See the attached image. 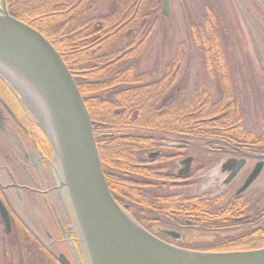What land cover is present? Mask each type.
Segmentation results:
<instances>
[{
    "label": "trees",
    "instance_id": "obj_1",
    "mask_svg": "<svg viewBox=\"0 0 264 264\" xmlns=\"http://www.w3.org/2000/svg\"><path fill=\"white\" fill-rule=\"evenodd\" d=\"M108 1L5 0V4L11 17L38 31L53 46L72 75L89 114L104 180L119 206L131 211L136 222L153 223L160 211L167 217L181 214L204 225V203L199 198L173 196L163 199L159 208L157 201L149 200L140 190L143 181L154 178L136 167L141 154L154 148L155 141H187L194 148H203L208 142L223 140L231 147L264 149V125L259 136L243 126L242 107L218 36L220 18L210 12L205 22L191 25L192 45L219 96L200 88L173 98L172 89L184 62V45L162 73L139 70L161 0H117L106 16H94ZM12 217L10 235L15 238L21 264H59ZM238 238L232 240L234 247L252 249L256 246L252 242H264L261 235ZM221 241L213 243L220 246ZM208 251L216 250L210 247Z\"/></svg>",
    "mask_w": 264,
    "mask_h": 264
},
{
    "label": "rangeland",
    "instance_id": "obj_2",
    "mask_svg": "<svg viewBox=\"0 0 264 264\" xmlns=\"http://www.w3.org/2000/svg\"><path fill=\"white\" fill-rule=\"evenodd\" d=\"M116 1L110 0L100 5L93 15L106 16ZM161 4L162 0L153 23L149 46L139 67L140 72L162 73L166 64L179 55V49L184 45V62L172 89V97L192 94L204 88L218 97L216 87L203 71L200 54L191 41V25L205 22L207 14L215 12L221 23L218 36L227 55L236 95L242 107L243 126L245 130L261 135L264 125V0H169L168 16L158 17ZM0 125V193L9 214L54 257L63 254L77 262L75 241L81 245L80 237L64 189L52 173L53 167L57 169L58 166L55 153L21 97L1 76ZM42 138L48 141L51 150ZM111 179L114 180L113 177ZM153 181L149 180L150 184L146 186H152V189L143 192L149 200L165 193L153 189ZM141 184L143 187L145 182ZM201 188H190L184 190L183 194L197 196L202 194ZM261 193H264V175L247 191L248 196ZM128 214L131 216V211ZM138 223L142 225L141 221ZM203 233L185 234L186 239L193 238L204 243L193 247L196 251H208L210 248L202 240L206 241L205 237L211 239L213 235ZM235 235L220 234L218 237L219 241H223ZM6 236L0 218V264H21L15 238L10 234ZM252 243L256 245L252 248L264 247V242Z\"/></svg>",
    "mask_w": 264,
    "mask_h": 264
},
{
    "label": "water",
    "instance_id": "obj_3",
    "mask_svg": "<svg viewBox=\"0 0 264 264\" xmlns=\"http://www.w3.org/2000/svg\"><path fill=\"white\" fill-rule=\"evenodd\" d=\"M0 64L35 90L48 117L47 137L57 162L52 173L64 189L87 264H264V248L237 252H199L168 244L148 232L116 202L104 180L84 99L53 46L36 30L11 17L0 0ZM169 0L160 15L167 17ZM260 164L244 190L255 179ZM4 233L11 222L0 200ZM60 264H71L59 254Z\"/></svg>",
    "mask_w": 264,
    "mask_h": 264
},
{
    "label": "flooded vegetation",
    "instance_id": "obj_4",
    "mask_svg": "<svg viewBox=\"0 0 264 264\" xmlns=\"http://www.w3.org/2000/svg\"><path fill=\"white\" fill-rule=\"evenodd\" d=\"M154 145V148L147 149L141 154L136 167L151 174L154 178L153 189L155 188L159 193L165 192L158 194L154 201H157L160 204L159 208H162L161 201L173 196L183 199L199 198L204 203L202 217L206 223L197 225L193 218L174 213L171 217H167L158 211L153 223L141 219L142 226L160 240L183 249L196 251L193 247L204 244L201 241H194L193 238H185V234L197 232L213 235L211 239L205 237L207 240H202L216 250L208 252L256 249L234 247L235 243L232 240L240 239L238 237L241 235L264 236V193L247 195L253 183L264 175V149L231 147L223 140L208 142V146L203 148H194L187 141H155ZM259 164L260 170L257 176L247 188L242 190ZM148 184L150 183L147 179L144 186L139 189L146 193L152 189V186L146 188ZM199 186H202L203 195L183 194L184 190ZM1 197L5 203L4 197ZM119 199L123 207L127 208L126 201L121 197ZM230 233L236 234L235 237L225 238L220 246L212 243L219 240L220 234L230 235ZM75 246L77 262L67 258L68 261L71 264H87L81 245L75 241Z\"/></svg>",
    "mask_w": 264,
    "mask_h": 264
},
{
    "label": "bare ground",
    "instance_id": "obj_5",
    "mask_svg": "<svg viewBox=\"0 0 264 264\" xmlns=\"http://www.w3.org/2000/svg\"><path fill=\"white\" fill-rule=\"evenodd\" d=\"M0 76L3 78L6 84L21 97L24 106L33 117L35 122L39 124L40 127L51 138L52 131L50 123L44 106L35 90L17 73L2 64H0Z\"/></svg>",
    "mask_w": 264,
    "mask_h": 264
}]
</instances>
